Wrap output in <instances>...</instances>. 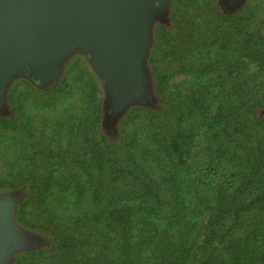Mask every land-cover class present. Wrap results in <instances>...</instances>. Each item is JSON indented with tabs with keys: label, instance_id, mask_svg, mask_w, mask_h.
<instances>
[{
	"label": "trees",
	"instance_id": "1",
	"mask_svg": "<svg viewBox=\"0 0 264 264\" xmlns=\"http://www.w3.org/2000/svg\"><path fill=\"white\" fill-rule=\"evenodd\" d=\"M170 9L147 60L157 106L108 117L112 138L104 83L79 56L53 84L6 91L0 154L16 169L0 187L23 191L16 218L30 204L50 236L15 264H264V0ZM179 75L195 77L190 91Z\"/></svg>",
	"mask_w": 264,
	"mask_h": 264
},
{
	"label": "water",
	"instance_id": "2",
	"mask_svg": "<svg viewBox=\"0 0 264 264\" xmlns=\"http://www.w3.org/2000/svg\"><path fill=\"white\" fill-rule=\"evenodd\" d=\"M171 1L0 0V100L26 74L40 84L58 81L79 52L104 83L106 110L120 118L130 106H154L147 60L155 23H167ZM246 1L220 3L238 11ZM13 213L14 205H0V264L25 248Z\"/></svg>",
	"mask_w": 264,
	"mask_h": 264
},
{
	"label": "rangeland",
	"instance_id": "3",
	"mask_svg": "<svg viewBox=\"0 0 264 264\" xmlns=\"http://www.w3.org/2000/svg\"><path fill=\"white\" fill-rule=\"evenodd\" d=\"M219 1V5L221 7V9L224 11V13L226 14H234L236 12H238L239 10H242L246 3L241 7V9H239L238 11H228V9H226L225 7H223V5L220 3V0ZM170 14H171V9L169 10L168 12V15H167V23H164V24H161L159 21L155 23V26H154V30L157 26L159 25H167L168 22H169V17H170ZM153 35H154V32H153ZM153 47V46H152ZM81 57L82 59H84V61H86L89 65H90V69L92 70V67H91V62H90V59L89 57L77 52V53H73L69 58H68V63L73 60L75 57ZM67 63V64H68ZM253 71H257L258 68H256V66L253 65V67L251 68ZM194 76L193 75H179V76H176L174 77V79L171 81V84L172 85H175V86H178L177 88L179 90H181L182 92H187L188 90L190 91V89H192V84H193V81H194ZM153 84V87H154V83L152 82ZM190 88V89H189ZM153 90V95L154 97L156 96L155 95V92H154V88L152 89ZM101 98H102V101L104 102L105 100V95L103 96V94L101 95ZM155 101H156V98H154ZM155 106H157V103L154 104ZM153 107V106H152ZM151 105L149 106V104L147 105H144L142 106V108H146V109H152ZM133 108H137V106H130L129 107V110H132ZM104 110H105V105H104ZM127 113L123 114L120 118H118L117 116L114 118L115 119V125H118L119 121H121L122 119H124V117L126 116ZM258 115L260 117H264V108L260 109L259 110V113ZM117 120V122H116ZM104 121L106 123V125L104 126L105 129L103 132L106 133V135L108 136V138H112V133L110 131V127L108 126L109 122L108 120H106V117L104 118ZM37 123L38 125H42L43 124V116L42 115H38L37 116ZM44 127H39V130L36 134L37 138L38 136H40V131L43 129ZM44 136L45 138L44 139H47L48 138V135H46L44 133ZM6 142V139H1V142ZM35 141H37L36 139L34 141H32V143H34ZM2 144H5L3 143ZM31 143V141H30ZM13 145V144H12ZM195 151H199V150H202L205 146V143L203 142V138L201 137H198L195 141ZM18 149L16 147H12L11 148V153L12 155H14L15 153H17ZM201 152V151H200ZM1 153V152H0ZM13 157V156H12ZM12 159H10L9 161H7L6 157L4 156V154H0V181L5 179V177L7 176V174H9L10 172V169L11 168H15V166L12 164L11 162ZM16 169V168H15ZM10 192V193H9ZM13 191H9V190H5V189H2V187H0V196L1 197H9L12 196L16 201L14 202V213H13V222L15 224V226L17 227V229L19 231H21L23 234V236H25L26 238H28V241L25 242V248L21 251H17L15 252L11 258H10V262L9 264H15V261L18 259V257L26 254V253H29V252H32V251H36V250H40L42 249V247L44 245H46L47 241H49L50 239V236L44 232L43 230H41L42 227L40 226H43L41 224L42 222V219L40 218V215L37 213V211L35 210V208L33 206H31L30 204L28 206L25 207L24 209V216H25V220L24 221H20L19 219H17L16 217V211H17V208L19 207V205H21L22 201H24L23 197V191H20L19 192H15L14 194H12ZM73 199H75L74 196H72ZM69 200H70V196H69ZM86 204L89 205V202H90V195L89 194H86ZM58 199H55V197L53 196L51 198V200L49 201V208H54V210L57 211V205H58ZM76 201V199H75ZM56 208V209H55ZM79 211V210H78ZM81 212H72L71 214L73 215H70L72 218H75L77 216H80ZM68 214V213H67ZM69 215V214H68ZM67 216V215H66ZM68 217V216H67ZM26 222H28L30 224L31 227H33L34 229H29L27 228L26 226ZM38 228V229H36Z\"/></svg>",
	"mask_w": 264,
	"mask_h": 264
},
{
	"label": "flooded vegetation",
	"instance_id": "4",
	"mask_svg": "<svg viewBox=\"0 0 264 264\" xmlns=\"http://www.w3.org/2000/svg\"><path fill=\"white\" fill-rule=\"evenodd\" d=\"M228 11H230V10L228 9ZM16 81H26V82L32 84L35 88H38V89H42L43 88L42 86H44V84H40L39 81H37V80H35L33 78H29L28 74H26V76L24 78H20V79H17L15 81H13L11 84L13 85ZM12 85H11V87H12ZM5 95H6V93H5ZM5 95L0 100V116L5 115L7 113V111H8V107L6 106V103H5V101H6V99H5L6 96ZM105 114H106V120H108V117H113V116L116 117L117 112L114 111L113 109H109L108 108L106 110ZM105 125H106V123H105ZM15 192L16 191H13L12 194H14ZM13 201L15 202L16 200L12 196H10V198L9 197H1L0 196V205H8V204L9 205H14ZM21 237H22L21 238V240H22L21 245H22L23 242H27L28 241V238H26L23 235H21ZM6 264H9V261H7Z\"/></svg>",
	"mask_w": 264,
	"mask_h": 264
}]
</instances>
